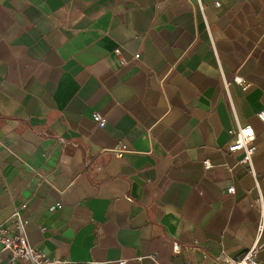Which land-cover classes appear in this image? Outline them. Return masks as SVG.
<instances>
[{
    "label": "crops",
    "instance_id": "crops-1",
    "mask_svg": "<svg viewBox=\"0 0 264 264\" xmlns=\"http://www.w3.org/2000/svg\"><path fill=\"white\" fill-rule=\"evenodd\" d=\"M262 108L264 0H0V224L34 198L31 244L69 264L240 256L264 205ZM239 124L256 176L227 151Z\"/></svg>",
    "mask_w": 264,
    "mask_h": 264
},
{
    "label": "built area",
    "instance_id": "built-area-1",
    "mask_svg": "<svg viewBox=\"0 0 264 264\" xmlns=\"http://www.w3.org/2000/svg\"><path fill=\"white\" fill-rule=\"evenodd\" d=\"M214 4L218 7L221 6V0H214ZM116 53L120 55V49H117ZM139 57L140 54H135L134 56L135 59H139ZM232 82L242 85L244 90H248L250 87V84H247L239 76H235L232 81L226 80L223 76L225 89H228ZM256 115L264 124V108L259 110ZM93 119L100 128H104L107 124L106 118L98 112L93 114ZM256 140L257 134L251 125L239 124L237 134L227 146V151L230 153H242V157L237 161V164L247 167L254 176H256L253 164V158L257 151ZM125 149H127V146L122 144L116 153L119 155ZM203 166L206 170H209L213 168V163L210 160H204ZM225 167L229 171L233 170L228 164H225ZM228 190L229 192H234L235 186L231 185ZM30 201L15 207L12 215L0 224V264H26L27 262L30 264H69V261L65 259L48 258L31 244L26 230L28 220L21 212L23 208L28 206ZM258 201L260 204V219L257 236L253 244L243 254L237 257H231L222 252L215 258V264H259L256 255L262 247L260 239L264 231V205L261 196ZM55 207L61 208L62 205L57 204ZM118 264H127V261L119 260Z\"/></svg>",
    "mask_w": 264,
    "mask_h": 264
}]
</instances>
